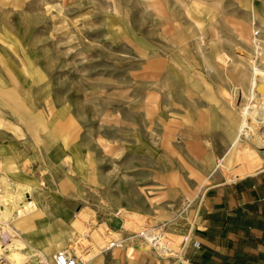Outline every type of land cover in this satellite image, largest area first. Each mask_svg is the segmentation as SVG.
Returning a JSON list of instances; mask_svg holds the SVG:
<instances>
[{"label":"rangeland","instance_id":"rangeland-1","mask_svg":"<svg viewBox=\"0 0 264 264\" xmlns=\"http://www.w3.org/2000/svg\"><path fill=\"white\" fill-rule=\"evenodd\" d=\"M254 12L260 17L253 19ZM263 19L264 0H0V103L27 123L44 161L39 169H0V264H38L39 253L59 250L82 252L86 264L95 253L107 258L102 264H189L184 252L187 246L199 252L194 243L201 244L207 189L228 181L222 168L232 174L242 168L235 159L221 161L211 184L201 180L194 166L203 159L184 153L192 143L173 127V96L203 84L201 93L211 97L198 105L236 109L241 118L249 96H236L235 88L248 91L255 50L239 35L250 31L264 40ZM217 62L221 68L212 73ZM223 126L228 132L224 118ZM140 167L149 174V211L125 206L126 191L138 193ZM260 170L264 162L251 174ZM35 179L41 185L33 186ZM11 195L19 206L29 201L30 246L40 252L11 246L6 231L25 242L16 224L30 215L16 211L7 225ZM115 209L161 225L175 246L181 243L176 255L163 258L150 247L136 252L141 246L129 240L101 253Z\"/></svg>","mask_w":264,"mask_h":264},{"label":"crops","instance_id":"crops-1","mask_svg":"<svg viewBox=\"0 0 264 264\" xmlns=\"http://www.w3.org/2000/svg\"><path fill=\"white\" fill-rule=\"evenodd\" d=\"M239 37L244 40L240 35ZM226 59L221 58L223 63L228 65L225 61L229 58ZM220 64L219 62L216 63V66L212 68V73L221 68ZM198 85L200 86L197 88H192L193 86H189L187 89L182 88L181 91L183 93H174L173 96L174 118L176 119L173 127L178 130V138L192 143L185 146L188 149L184 148V153L193 154L197 158L196 162L198 160V163L202 162L201 159L204 161L203 164L194 166V169L200 172V177H202V179H192L191 186L195 187L199 184V179H207L205 183L211 184L216 177L215 174L221 172L217 165L219 162L224 161L234 145L240 119L239 112L236 109L225 108L227 110L224 112V108L221 106L206 107L205 105H198L207 102L211 97L209 96L207 99L208 95L201 93L206 88L203 84ZM215 89L222 90L224 97L228 94V90L225 87L221 89V86L216 85ZM184 91H188V93H184ZM216 99H219L217 95ZM186 102H188L187 105H185ZM193 102L195 105H193ZM223 118L230 128L228 132L231 134V143L228 149L230 136H228V132L223 126ZM28 135L29 128L27 123L15 120L6 111L1 102L0 169L28 171L31 168L32 170L33 168H43L44 161L40 157L41 153H38L36 148L31 145ZM226 149L227 151L225 152ZM224 152V156L212 167L214 157H219ZM145 170L142 167L137 169L140 173L135 174L134 178L138 193L132 197V194L126 191L127 205L125 206L149 211L147 202L151 191L149 189L150 179L148 173L142 172ZM32 182L33 186L41 185L38 184L39 182L36 179L32 180ZM27 199L30 200L31 198L27 197ZM30 203L33 204L32 201ZM117 210L121 209L112 210V214ZM32 215L30 212L27 218L21 219L16 224L22 236L25 237L26 250L31 248V254L43 250L30 246L32 245L31 242L33 243V239L28 228L32 226ZM65 217L62 216V219L66 220ZM202 218L204 226L203 230L199 232L201 235L199 252L193 251L191 246H187L184 252V255L190 261L189 264H264V170L237 180L216 182L206 191L203 200ZM20 223L22 225H19ZM42 246L40 245V247ZM46 247L49 249L51 246L48 245ZM136 250V252L144 251L140 248H136ZM119 252H112V257H117L116 254H119ZM54 254L49 253L48 255L46 252L44 253L50 259L53 258ZM99 254H92L89 264H102L107 259L104 256L99 257ZM122 261L118 260L120 264ZM124 264H133V261L126 259Z\"/></svg>","mask_w":264,"mask_h":264},{"label":"bare ground","instance_id":"bare-ground-1","mask_svg":"<svg viewBox=\"0 0 264 264\" xmlns=\"http://www.w3.org/2000/svg\"><path fill=\"white\" fill-rule=\"evenodd\" d=\"M255 13L256 12H254L253 14L252 17L253 19L260 17ZM241 37L244 40L246 39L247 42L254 44L252 46L253 49L255 50V55L253 57L254 58L253 66H252L253 70L251 76L250 75L245 76V80L247 79V82H249V84L248 83L246 84L248 85L247 87L248 91H246L242 87L235 88V94L236 96L238 95L240 98L242 96L244 97L246 92H248L249 102L245 104L243 102L242 105L240 106L242 115L241 118L239 119L238 134L235 138L233 148L230 150V152L224 159L225 163L223 164L224 166H227V164L229 165L231 160L235 159L237 163L241 165L242 169L232 174V172L231 173L230 171L227 172L228 170L225 171V169L222 168L221 170L225 172L224 177L228 181H232L233 179L244 177L247 174H251V172L253 173V171L256 172V170H258V168L261 167V165L264 162V158L262 157L264 151H261V149L264 148V130H263L264 129V66L262 65V63H264V46H262L264 40L258 39L256 37L255 32H250V31L248 33L244 31V34L243 36L241 35ZM258 60H260L261 63H258ZM242 139L251 142L252 144H254V147H250V145L244 143ZM249 162L253 163V167L248 166ZM255 162L257 163L255 164ZM30 207L31 206L29 204V201L25 205L19 206L17 198L11 195V203L6 213V217H8L7 225L9 226L12 220L16 218L13 217L16 211H17V217L19 218L27 217L31 212ZM6 232L8 236H10L11 238L12 247L16 249H23L26 247L27 243H25L23 239L20 238L21 236L18 237L9 228ZM140 249L148 251L150 248L148 246H141ZM182 263L187 264L188 262L187 260H183Z\"/></svg>","mask_w":264,"mask_h":264},{"label":"built area","instance_id":"built-area-1","mask_svg":"<svg viewBox=\"0 0 264 264\" xmlns=\"http://www.w3.org/2000/svg\"><path fill=\"white\" fill-rule=\"evenodd\" d=\"M134 215L136 214L127 213L123 210H117L113 214L112 212L110 213L111 219L105 221L107 229L102 235L103 246L101 251L123 248L129 240L133 245L150 247L163 258H170L173 255H176V249L181 247V243L175 246L176 244L167 236L161 225L148 220L142 221V219L138 222L136 219L137 215ZM128 223L133 224L134 228H129ZM89 226H92V224H87L88 228ZM83 238H90V233L87 231L84 232ZM186 238L187 237L184 238V241L187 242L188 239ZM194 245L199 248L201 244L199 241H196ZM82 254V252L78 253L75 250H60L53 255L52 259H50L44 254L39 253L38 264H86V259Z\"/></svg>","mask_w":264,"mask_h":264}]
</instances>
